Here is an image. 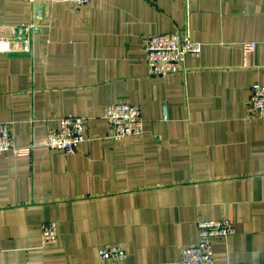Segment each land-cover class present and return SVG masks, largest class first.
Masks as SVG:
<instances>
[{
  "label": "crops",
  "instance_id": "obj_1",
  "mask_svg": "<svg viewBox=\"0 0 264 264\" xmlns=\"http://www.w3.org/2000/svg\"><path fill=\"white\" fill-rule=\"evenodd\" d=\"M35 24L29 52L17 27ZM202 43L183 71L149 74L148 37ZM0 122L18 151L0 154V264H179L205 220H231L215 264H264V0H0ZM140 107L144 132L113 139L107 107ZM68 115L86 141L42 144ZM54 222L58 241L45 244Z\"/></svg>",
  "mask_w": 264,
  "mask_h": 264
},
{
  "label": "built area",
  "instance_id": "obj_2",
  "mask_svg": "<svg viewBox=\"0 0 264 264\" xmlns=\"http://www.w3.org/2000/svg\"><path fill=\"white\" fill-rule=\"evenodd\" d=\"M61 1L72 8L86 5L91 0H52ZM18 34L23 37L25 50L29 52L30 39L34 34L35 24L17 27ZM2 52L6 43L1 40ZM202 43L192 41L184 32L158 34L148 37L146 44V62L150 75L167 76L183 71L187 56L199 57ZM250 104L252 111L264 118V85L252 87ZM106 119L110 124V137L123 139L140 136L144 132V121L139 106L120 102L107 107ZM60 129L48 131L47 139L42 143L52 150H59L65 155L75 153L81 143L86 141L85 121L83 117L68 115L60 120ZM18 151L14 131L10 123L0 122V154ZM198 241L184 247L179 264H215L213 240L225 239L236 233L235 224L228 219L205 220L198 224ZM42 237L45 244L58 241V228L54 222H46L42 226ZM101 264H123L127 254L121 247H104L99 249ZM229 264H255L236 262Z\"/></svg>",
  "mask_w": 264,
  "mask_h": 264
}]
</instances>
